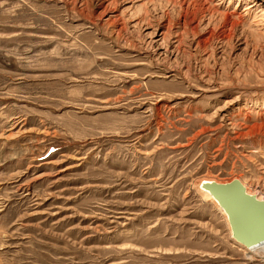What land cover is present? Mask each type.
Returning a JSON list of instances; mask_svg holds the SVG:
<instances>
[{
    "label": "rangeland",
    "instance_id": "rangeland-1",
    "mask_svg": "<svg viewBox=\"0 0 264 264\" xmlns=\"http://www.w3.org/2000/svg\"><path fill=\"white\" fill-rule=\"evenodd\" d=\"M262 125L264 0H0V264H264Z\"/></svg>",
    "mask_w": 264,
    "mask_h": 264
},
{
    "label": "water",
    "instance_id": "water-1",
    "mask_svg": "<svg viewBox=\"0 0 264 264\" xmlns=\"http://www.w3.org/2000/svg\"><path fill=\"white\" fill-rule=\"evenodd\" d=\"M209 194L226 213L231 238L241 247L264 241V202L245 193L233 178L227 183L202 182Z\"/></svg>",
    "mask_w": 264,
    "mask_h": 264
},
{
    "label": "bare ground",
    "instance_id": "bare-ground-1",
    "mask_svg": "<svg viewBox=\"0 0 264 264\" xmlns=\"http://www.w3.org/2000/svg\"><path fill=\"white\" fill-rule=\"evenodd\" d=\"M251 6L247 7V9H249ZM234 23V22H233ZM259 24V23H258ZM177 40V39H176ZM175 40V41H176ZM199 40V39H198ZM181 40L178 39V43H176L178 45V47L180 46V44H182L180 42ZM207 39H202L200 41H197L198 42V46H203L206 42ZM176 46V45H175ZM177 47V49H178ZM180 48V47H179ZM264 127V125H262ZM255 128V127H254ZM261 128V127H260ZM251 132V131H250ZM206 179V178H205ZM204 180V179H203ZM215 181L217 183H227V181L225 180H216V179H206L205 182L207 181ZM229 181V180H228ZM239 181V180H238ZM240 184L243 186L244 188V191L245 193L249 194V195H252L254 196L257 200H261L264 202V193L260 192V191H250L247 187H244V184L241 183V180L239 181ZM202 184V182H201ZM200 184V185H201ZM246 186V185H245ZM204 190H201V193H202V196L204 199H207V200H213V203L216 205V207H220L217 203V201L209 194V192L207 191V189H205L203 187ZM261 194V195H260ZM220 212L222 213L223 217L225 218V221L227 223V226H228V231H229V235L231 237V233H230V230H229V225H228V222H227V217H226V213L225 211L222 209V207H220ZM244 249H246V255L247 257L251 256L252 254L254 255H260L263 259H264V241H260V242H256L254 245H251V246H248V247H243Z\"/></svg>",
    "mask_w": 264,
    "mask_h": 264
}]
</instances>
